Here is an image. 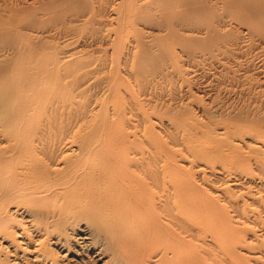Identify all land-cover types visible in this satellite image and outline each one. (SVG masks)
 <instances>
[{"label": "bare ground", "instance_id": "1", "mask_svg": "<svg viewBox=\"0 0 264 264\" xmlns=\"http://www.w3.org/2000/svg\"><path fill=\"white\" fill-rule=\"evenodd\" d=\"M0 264H264V0H0Z\"/></svg>", "mask_w": 264, "mask_h": 264}, {"label": "rangeland", "instance_id": "2", "mask_svg": "<svg viewBox=\"0 0 264 264\" xmlns=\"http://www.w3.org/2000/svg\"><path fill=\"white\" fill-rule=\"evenodd\" d=\"M195 88V90L193 89V92H194V96L191 98V100L190 101H193V102H197L198 100H200V101H202V102H207V100H210L209 102H213L214 100H213V98L215 97V96H213V95H209L208 94V92H206L205 90H203V89H198V88H196V87H194ZM201 90V91H200ZM198 92V93H197ZM202 93H204V94H202ZM208 94V96H206ZM215 95V94H214ZM202 98H201V97ZM216 96H217V94H216ZM206 97V98H205ZM207 97H209V98H207ZM222 99H224V101H226L225 100V98H222ZM195 100H197V101H195ZM228 102V101H227Z\"/></svg>", "mask_w": 264, "mask_h": 264}]
</instances>
